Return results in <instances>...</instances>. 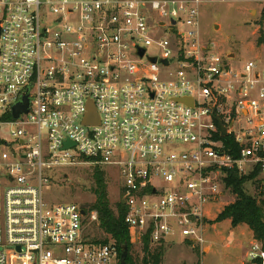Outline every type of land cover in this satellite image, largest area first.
<instances>
[{"label": "built area", "instance_id": "2783aa9c", "mask_svg": "<svg viewBox=\"0 0 264 264\" xmlns=\"http://www.w3.org/2000/svg\"><path fill=\"white\" fill-rule=\"evenodd\" d=\"M201 4L0 0V264H120L87 236L96 210L46 201L61 169L115 172L133 245L203 244L232 172L264 188V71L200 40Z\"/></svg>", "mask_w": 264, "mask_h": 264}, {"label": "rangeland", "instance_id": "374dc122", "mask_svg": "<svg viewBox=\"0 0 264 264\" xmlns=\"http://www.w3.org/2000/svg\"><path fill=\"white\" fill-rule=\"evenodd\" d=\"M199 36L205 44H215L218 52L231 59L233 70L254 62L264 71V0H201ZM97 170L103 172L107 199L114 211L121 199L122 185L113 170L93 166L65 168L55 172L45 186L48 203H73L92 210L97 201ZM247 194L264 201V189L254 180L244 185ZM226 198L207 207L203 244L180 241L164 244L162 264H242L250 242L255 239L246 225L234 228L231 221L215 222L220 212L235 202L229 191ZM89 223L87 236L103 239L107 236ZM157 245L152 244L154 251ZM131 256L135 264H143V243L133 245Z\"/></svg>", "mask_w": 264, "mask_h": 264}, {"label": "trees", "instance_id": "16d2710c", "mask_svg": "<svg viewBox=\"0 0 264 264\" xmlns=\"http://www.w3.org/2000/svg\"><path fill=\"white\" fill-rule=\"evenodd\" d=\"M226 141L230 142V144L237 150L238 145L231 139L228 138ZM102 176L103 172L97 170V183L100 190L96 192L97 201L93 205L92 210L98 212V228L107 237L103 239L93 238L92 240L94 243L98 244L114 242L119 252V258L122 253V247L126 245L129 250L127 263L135 264L134 259L131 256L133 244L131 242L130 232L125 224L127 209L121 202L117 204V211L112 209L107 199L106 186ZM254 178L255 176L240 177L237 172L231 173L226 179V187L231 189L236 200L220 212L215 222L229 220L234 228L246 225L253 233L255 239L264 241V201L260 202L247 194L244 189L246 182L252 181ZM143 252V264H162L164 247L159 246L152 251L151 242L148 236L143 240Z\"/></svg>", "mask_w": 264, "mask_h": 264}, {"label": "water", "instance_id": "95a60500", "mask_svg": "<svg viewBox=\"0 0 264 264\" xmlns=\"http://www.w3.org/2000/svg\"><path fill=\"white\" fill-rule=\"evenodd\" d=\"M144 55V51L141 53V57ZM153 62L156 61V59H152ZM165 64H168L167 61H164ZM30 98H29V95L27 93V95L19 102L17 103L16 105H14L13 107V117L15 120H18L21 118V116L23 114H26L29 112V107H30ZM216 120L218 121L220 127H221V130H222V134L224 136H226V133H227V128L223 126V123L221 121V119L217 116L216 117ZM98 121L97 119V115L95 113V110L94 109H91L87 119H86V122L87 123H96ZM125 198H123L122 200V204L125 205ZM85 212L82 211V214H84ZM128 255H129V250H128V247L125 245L122 247V253H121V256H120V264H128L127 263V258H128Z\"/></svg>", "mask_w": 264, "mask_h": 264}]
</instances>
